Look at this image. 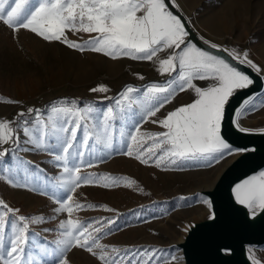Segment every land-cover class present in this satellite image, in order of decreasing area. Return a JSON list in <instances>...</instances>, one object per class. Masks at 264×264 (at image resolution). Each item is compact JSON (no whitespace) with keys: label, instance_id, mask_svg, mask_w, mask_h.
Masks as SVG:
<instances>
[{"label":"rangeland","instance_id":"1","mask_svg":"<svg viewBox=\"0 0 264 264\" xmlns=\"http://www.w3.org/2000/svg\"><path fill=\"white\" fill-rule=\"evenodd\" d=\"M180 1L204 34L248 52L264 68V0ZM232 4L233 8L227 10ZM96 35L66 31L69 40L79 43ZM169 52L168 49L159 52L152 61L127 57L113 59L88 49L70 48L62 41H46L23 28L13 31L0 22V98H3L0 99V120L16 121L18 114L23 112V119L29 122L26 126L31 127L36 117L27 113L28 108L39 109L46 117L50 106L61 100H75L81 108L92 105L97 109L98 120H102L101 113L109 107L117 114L113 122V148L103 149L97 145L91 152L85 150L81 174H95L94 182L82 184L71 193L74 201L95 207L74 210L71 217L67 212L55 211L59 203L53 194L63 198L66 193L55 187L63 166L62 162L55 161L54 153L37 149L27 142L28 137L22 128L18 132L19 147L11 142L0 146V151L9 149L8 154L0 159V200L10 208L18 209L16 215L43 217V222L29 225L30 242L26 249L38 260H47L51 264L53 257L45 256L42 248L49 252L55 249L54 241L63 231L59 228L60 222L71 218L103 227L105 232L93 234L99 235L98 242L106 246L109 256L119 258L127 249V259H131L133 254L143 253L145 249H157L160 250L157 256L167 259L169 264H183L180 251L173 248L172 243L182 237L190 220L208 210L203 202L205 199L190 195L197 188L210 186L236 153L225 155L211 165L205 161H178L179 167L167 160L161 167L155 165L154 159L144 164L135 158V153L133 156L123 154L128 139L127 136L122 139L120 132L134 129L132 120L120 115L115 99L128 86L141 90L132 94L138 99L149 85H163L165 82L161 79L167 73L158 70L159 60L166 59ZM193 83L203 89L215 82L196 79ZM101 85L109 90L90 91ZM196 98L194 89L178 92L155 117L141 122V132L165 131L152 121L165 118L168 112L190 104ZM254 104L256 107L248 110L243 119L249 124L264 123V95ZM139 112L138 105L134 104L128 116L138 120ZM96 122L89 121V127ZM12 126L16 127L15 124ZM141 143L147 148L152 141ZM89 161L91 167L87 166ZM17 163H25L28 174L23 173ZM105 174L117 178L118 184L101 186L111 183L98 179ZM126 183L131 186H125ZM107 220H113L114 224L96 223ZM108 228H111L110 232L106 231ZM6 232L10 234L11 229L6 228ZM112 248L121 252L112 253ZM94 251L99 253V249ZM260 253L264 258V249ZM65 255L68 264H103L98 255L79 247H72Z\"/></svg>","mask_w":264,"mask_h":264},{"label":"snow or ice","instance_id":"2","mask_svg":"<svg viewBox=\"0 0 264 264\" xmlns=\"http://www.w3.org/2000/svg\"><path fill=\"white\" fill-rule=\"evenodd\" d=\"M171 7H177L176 0H171L170 4L166 0H0V22L13 31L23 28L46 41H62L70 48L80 51L88 49L113 59L127 57L152 61L159 52L172 50L166 59L159 60L158 69L161 73L172 76L171 79L163 85H149L138 99H134L132 94L140 93L141 90L128 86L115 99L120 115L131 119V127L134 129L127 133L120 132L122 139L125 136L128 139L123 154L133 156L135 153V158L144 164L154 159L157 167H161L165 160L178 167L181 166L178 161H205L211 165L212 162H219L225 155L247 151L234 149L222 136L221 128L226 105L235 90L248 88L253 80L222 56L188 41L189 31L182 18L170 10ZM66 31L97 35L79 43L69 40ZM205 43L212 49L219 48L227 52L231 59L241 64H247L257 72L261 71L248 58V52H244L241 57L236 49L222 48L209 41ZM172 73L176 75L173 76ZM196 79H211L215 83L202 89L194 85L193 81ZM189 88L194 89L197 97L194 102L168 112L163 119L152 121L165 131L141 132L142 121L155 117L165 104L171 102L175 94ZM108 90L103 85L90 89L92 92ZM253 101L254 97H249L235 112L234 124L241 132L250 131L242 127L239 120L245 111L256 107ZM134 104L140 109L138 120L134 116H128ZM96 112L97 109L92 105L81 108L75 100H61L50 106L46 117L39 109L28 108L27 113L36 117L31 127L26 126L29 122L23 119V112L18 114L16 121L0 120V146L11 142L19 147L18 132L22 128L23 134L28 137L27 142L37 149L54 153L55 161L62 162L63 173L57 178L55 187L64 189L66 194L63 198L53 194L59 203L55 211L67 212L69 217L74 210L95 207L80 204L71 195L82 184L94 182L95 174H81V168L85 165V150L91 152L97 145L103 149L113 148V122L117 119V114L109 107L101 113L102 120H98ZM89 121L97 122L90 128ZM149 140L152 141L151 146L144 148L141 142ZM8 152L9 149L0 151V159ZM87 166H92L91 161ZM98 179L111 181L103 183V187L116 186L119 182L117 178L106 174ZM125 186L131 185L126 183ZM232 192L236 203L248 209L252 217L258 212H264V170L236 184ZM203 202L209 208L212 207L211 201L205 199ZM18 211L0 200V264H49L47 260H38L26 250L30 242L29 225L43 222V217L16 215ZM209 219H215V215H210ZM96 223L112 225L114 221ZM6 228L11 229L10 234L6 232ZM59 228L63 231L54 241L55 249L49 252L42 248L45 256L53 257L51 264H68L65 254L72 247L98 255L103 264H169L167 259L157 256L160 251L157 249H145L143 253L133 254L131 259H127V249L123 250L124 254L119 258L109 256L106 246L98 242L99 235L93 234L105 232V229L95 227L93 223L69 218L61 221ZM106 231L110 232L111 228ZM94 249H99V253ZM222 251L228 253L231 250ZM111 252L119 254L121 250L112 248ZM249 259L252 264H260L253 253H250Z\"/></svg>","mask_w":264,"mask_h":264},{"label":"water","instance_id":"3","mask_svg":"<svg viewBox=\"0 0 264 264\" xmlns=\"http://www.w3.org/2000/svg\"><path fill=\"white\" fill-rule=\"evenodd\" d=\"M171 3V0H166ZM177 7H171L174 14L179 15L189 31L188 41L198 47L220 55L240 71L247 74L253 84L246 89L235 90L225 109L221 134L234 149H247L236 152V155L223 167L210 186L197 188L190 196L201 197L211 201L212 207L196 219L187 223L182 237L172 243V247L180 251L183 264H252L250 253L264 264L260 251L264 249V212H258L255 217L248 209L236 203L232 189L251 175L264 170V123H244L243 116L239 120L242 127L249 129L241 132L235 126V112L249 97H254L255 103L264 95V68L253 58L251 59L260 69L255 71L247 64H241L231 59L227 52L212 49L209 44L216 43L222 48L236 49L228 42L219 41L204 34L194 22L192 15L185 9L180 0ZM241 57L245 51L236 49ZM172 51V50H171ZM176 75V73H172ZM168 73L161 79L166 82L171 79ZM214 214L215 219H209ZM223 249H230L226 253Z\"/></svg>","mask_w":264,"mask_h":264},{"label":"crops","instance_id":"4","mask_svg":"<svg viewBox=\"0 0 264 264\" xmlns=\"http://www.w3.org/2000/svg\"><path fill=\"white\" fill-rule=\"evenodd\" d=\"M181 2V1H180ZM182 3V2H181ZM183 5V4H182ZM184 6V5H183ZM233 8V4L231 6L227 7V10H231ZM186 9V8H185ZM187 10V9H186ZM171 54V50L169 52ZM15 163V162H14ZM19 164L20 169L23 171V173L28 174L25 163H17Z\"/></svg>","mask_w":264,"mask_h":264},{"label":"bare ground","instance_id":"5","mask_svg":"<svg viewBox=\"0 0 264 264\" xmlns=\"http://www.w3.org/2000/svg\"><path fill=\"white\" fill-rule=\"evenodd\" d=\"M244 123H247L244 119H243ZM236 153V152H235Z\"/></svg>","mask_w":264,"mask_h":264}]
</instances>
